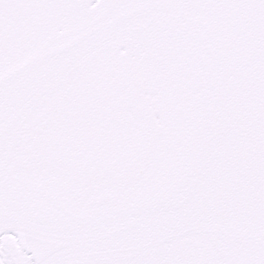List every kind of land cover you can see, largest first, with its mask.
Returning a JSON list of instances; mask_svg holds the SVG:
<instances>
[{"label": "snow or ice", "instance_id": "1", "mask_svg": "<svg viewBox=\"0 0 264 264\" xmlns=\"http://www.w3.org/2000/svg\"><path fill=\"white\" fill-rule=\"evenodd\" d=\"M0 264H264V0H0Z\"/></svg>", "mask_w": 264, "mask_h": 264}]
</instances>
